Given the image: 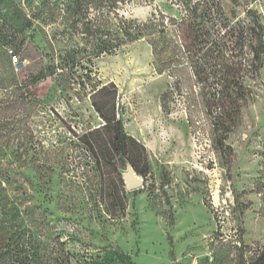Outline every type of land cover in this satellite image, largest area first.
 Segmentation results:
<instances>
[{"label": "rangeland", "instance_id": "rangeland-1", "mask_svg": "<svg viewBox=\"0 0 264 264\" xmlns=\"http://www.w3.org/2000/svg\"><path fill=\"white\" fill-rule=\"evenodd\" d=\"M45 1L0 0L1 25L16 19V7L38 18L26 32L30 55L17 74L45 105L29 118L12 113L11 122L25 130L15 131V142L29 134L56 164L51 182L24 170L32 179L44 224L36 235L45 248L57 254L64 249L71 264H213L215 255L229 264V256L248 261L257 254L264 247V54L253 60L249 28L256 23L264 29V0L118 4L119 16L169 30L186 58H155L145 39L87 58L91 46L68 30L64 13L57 9L49 22L40 12ZM55 1L64 9L73 0ZM216 48L227 58H214ZM61 60L76 63L72 81L58 71L33 82L35 71ZM88 70L91 84L117 91L116 118L135 140L130 152L145 173L136 190L122 186L127 161L124 167L119 157L107 156L98 171L84 145L104 126L90 83L79 85ZM222 90L239 108L220 145L214 101Z\"/></svg>", "mask_w": 264, "mask_h": 264}, {"label": "trees", "instance_id": "trees-1", "mask_svg": "<svg viewBox=\"0 0 264 264\" xmlns=\"http://www.w3.org/2000/svg\"><path fill=\"white\" fill-rule=\"evenodd\" d=\"M122 1L125 0H73L63 9L58 1L51 4L49 0L42 4L40 12L47 16L46 20L49 22L55 20L57 9L64 13L68 30L73 35L82 34L91 46L90 50L86 49L87 58L113 54L141 39L147 40L155 58H186V49L169 36L166 28L157 30L154 24L137 23L114 12ZM14 15L16 19H10L7 25H1L3 15L0 14V264H71L64 249L61 254L49 252L36 235V230L43 229L44 224L39 218L38 207L32 195V179L24 170L32 171L38 180L48 179L51 182L49 177L55 173L56 164L52 162V154L44 152L46 148L32 136L28 137L29 134L19 136L15 142L14 134L18 128L12 124L11 114L17 113L16 116L19 117L22 113V118H29L42 109L45 100L33 98L20 83L17 74V67L22 59L30 55L28 46L25 45L26 32L38 18L36 14L28 16L17 7ZM249 34L253 41L249 43L252 58L254 61H261L264 54V29L255 23L249 28ZM211 53L214 58H227L221 48L211 49ZM13 56L18 57L19 64L13 63ZM75 66V62L70 64L67 60H61L58 67L35 71L32 74L33 82H41L58 71L62 80L72 81L69 78L70 70ZM91 75L88 70L86 76H80V81L83 78L86 80L79 85L85 89L86 81L90 83L93 92L92 106L104 122V126L88 135L93 139L84 142L87 152L91 154V161L99 171L101 161L114 155L119 157L122 166L125 167L127 161L137 175L144 177L145 173L138 167L137 157L130 152V144L136 142L125 133L121 120L116 118L117 91L112 89L111 84H91ZM235 87L239 89L240 84L235 83ZM214 107L219 114L215 132L219 134L222 145V141L226 139L224 135L230 133L231 123L235 122L234 114L239 105L237 101L229 104V91L222 90L217 92ZM18 131L25 130L21 128ZM104 135L108 137L107 142L102 139ZM123 181L124 175L122 177L121 174L122 186L125 188ZM214 257L213 264H228L224 259L216 255ZM229 264H264V247L248 261L244 260L243 255L236 261L229 256Z\"/></svg>", "mask_w": 264, "mask_h": 264}, {"label": "water", "instance_id": "water-1", "mask_svg": "<svg viewBox=\"0 0 264 264\" xmlns=\"http://www.w3.org/2000/svg\"><path fill=\"white\" fill-rule=\"evenodd\" d=\"M124 182L128 190H136L143 185V180L139 177L131 165L127 166V172L124 174Z\"/></svg>", "mask_w": 264, "mask_h": 264}, {"label": "built area", "instance_id": "built-area-1", "mask_svg": "<svg viewBox=\"0 0 264 264\" xmlns=\"http://www.w3.org/2000/svg\"><path fill=\"white\" fill-rule=\"evenodd\" d=\"M13 63L16 65L18 64V57L17 56H13Z\"/></svg>", "mask_w": 264, "mask_h": 264}]
</instances>
